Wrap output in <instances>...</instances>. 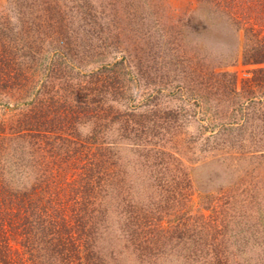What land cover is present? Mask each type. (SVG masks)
Masks as SVG:
<instances>
[{
	"label": "rangeland",
	"instance_id": "rangeland-1",
	"mask_svg": "<svg viewBox=\"0 0 264 264\" xmlns=\"http://www.w3.org/2000/svg\"><path fill=\"white\" fill-rule=\"evenodd\" d=\"M2 26L11 33L4 78L29 67L43 98H58L70 58L73 81L91 88L81 96L98 111L114 108L115 120L100 123L126 135L118 154L149 212L141 228L169 230L167 256L182 222L201 225L204 248L219 250L192 246L187 264H264V226L260 234L248 223L250 196L264 197V65L235 63L263 23L235 25L194 0H0ZM63 34L70 52L56 42Z\"/></svg>",
	"mask_w": 264,
	"mask_h": 264
},
{
	"label": "trees",
	"instance_id": "trees-1",
	"mask_svg": "<svg viewBox=\"0 0 264 264\" xmlns=\"http://www.w3.org/2000/svg\"><path fill=\"white\" fill-rule=\"evenodd\" d=\"M194 1L212 13L225 14L235 25L245 19L252 28L257 22L264 24V0ZM10 38L9 28L0 27V264H120V257L122 264L165 260L187 264L190 255L185 253L192 246L216 256L213 251L219 250L204 248L211 241L203 237L201 225L182 222L174 226L177 241L167 256L169 230L157 229L151 236L144 224L141 228L142 222L150 221L149 212L138 208L129 189L135 175L123 169L118 154L117 143L122 145L126 135L114 138L111 129L100 123L115 120L114 108L98 111L81 96L91 88L73 81L78 78L67 66H73L70 58L57 73L64 82L58 98H43L47 95L38 78L29 76V67L20 66V76L13 82L4 78L10 67L6 62ZM56 42L67 52L74 46L65 34ZM235 63L264 65L263 30L245 35ZM111 85L115 84L107 83L106 91ZM125 117L128 122L133 115ZM94 120L100 126L83 133L80 127ZM136 131L129 128L133 135ZM250 201L257 210L248 214V223L262 234L264 197L256 193Z\"/></svg>",
	"mask_w": 264,
	"mask_h": 264
}]
</instances>
